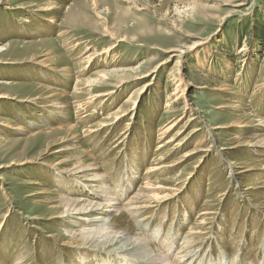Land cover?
I'll use <instances>...</instances> for the list:
<instances>
[{
  "label": "rangeland",
  "instance_id": "1",
  "mask_svg": "<svg viewBox=\"0 0 264 264\" xmlns=\"http://www.w3.org/2000/svg\"><path fill=\"white\" fill-rule=\"evenodd\" d=\"M50 2L57 7L42 11ZM45 53L74 75L40 65ZM236 120L251 126H221ZM258 134L264 0H0V264H86L83 248L63 244L74 215L55 217L64 196L96 199L69 172L83 151L113 191L122 187V203L148 177L181 190L143 210L135 229L164 254L208 211L193 264H264V148L233 147ZM202 146L209 151H195ZM244 165L256 169L237 174ZM128 215L115 214L117 226L132 227Z\"/></svg>",
  "mask_w": 264,
  "mask_h": 264
},
{
  "label": "bare ground",
  "instance_id": "2",
  "mask_svg": "<svg viewBox=\"0 0 264 264\" xmlns=\"http://www.w3.org/2000/svg\"><path fill=\"white\" fill-rule=\"evenodd\" d=\"M55 7H57V4H55V2H50V4L43 6L41 9H42V11H52ZM115 45H116V43L112 44V46H110L109 50L112 48H115ZM4 49H7V48H4ZM180 52H181L180 55H182L184 53L183 50H181ZM99 54L100 53H98L97 55H99ZM42 56L43 57H41L39 59L38 63L40 65H42L43 67H46L52 71L63 72L64 74L68 73L71 76L74 75V74H72V69L69 66H63L61 68H57V66H53L51 63L54 62L55 57L53 55H51V53H45ZM48 66H50V67H48ZM99 76L102 78H106L108 76V72H102L99 74ZM99 82H100L99 77L89 79L88 86H90V85L93 86ZM10 83L11 82H6V84H8V85H11ZM182 83H180V84H182ZM185 90L186 89H184V91ZM101 94L102 93H98V92L95 93V95H93L91 97V101H92V99H95L96 97L102 96ZM106 94H107V92H106ZM179 96H177V98ZM38 98H41V95L38 96ZM176 102H177V100H176ZM52 103H53V101H52ZM57 107H58V105H57ZM59 108L60 107H58V109ZM64 110H65V108H64ZM55 113L57 114V112H55ZM64 113H66V112L64 111ZM46 117H47V115H46ZM53 117H54V115H53ZM55 117H57V116H55ZM60 117H62V116H60ZM68 124H70V123H68ZM173 124L168 125L167 129H162L161 133L162 134L164 133V135H165V133H167L168 131L171 130V128H173V126H174ZM47 125H48V123H47ZM107 125H108V123H107ZM60 126H62V124ZM221 126L222 127L243 128V127L251 126V123H249V121H245V120H242V121L236 120V122L230 123L228 125H221ZM221 126H216V128L221 127ZM72 128L73 127L71 125L65 129L71 130ZM14 129H19V127H15ZM47 129H50L49 126L47 127ZM59 129L60 130L63 129V126L60 127ZM193 130H195V129H193ZM57 131H58V129H57ZM190 133H189V135H191ZM92 134H93V132H92ZM192 135H193V133H192ZM86 136H88V135H86ZM72 137H75V136L73 135ZM159 137L161 139L162 136H159ZM76 138H77V136H76ZM85 138H87V137H85ZM173 139H175V138H173ZM68 140H69V138H62L60 143H64V144L61 146L62 147L67 146L66 141H68ZM184 140H185V138H184ZM208 140H209V138H208ZM161 141H163V140H161ZM167 141H169V140L167 139ZM241 141H244V142H241V143L239 142L238 144L234 145L233 147L236 148V147H241V146H248V147L250 146L252 148H255L256 150L264 148V134L263 135L258 134L256 136H251V138H249L247 140H241ZM163 143L164 142L159 144V146L156 148V151L159 150L160 147L162 148V146H164V147L166 146V144L164 145ZM202 148H203V146H202ZM206 148L207 149L203 148V149H197L195 151L201 152V151L208 150L207 146H206ZM62 150H65V149H62ZM195 151L190 152L188 154H184V158L187 157L186 160L190 159V158H188V156L194 155L193 153H195ZM91 154L86 152V151L81 152L78 155V158L73 163V166L70 168L71 171H69V172L72 175H75V176H76V174L78 175V176H76L78 178V181L74 182V185L78 188H81V189H83V188L88 189V191H90V193L93 194V195L88 194L89 195L88 198H96V199L95 200H90V199L84 200V199L77 198V197L76 198L71 197L70 195L67 197L64 196V197L59 199V204L65 206V208L62 211H60L59 214L55 215V217L60 216L63 218V220H65L68 217L74 215V219L72 221H70L71 224L70 225L68 224L67 228H65L66 229L65 234L67 237H65V241L63 242V244L67 245V246L76 247V248H83L84 249L83 251H85L84 255L81 252V254L83 256L81 255L80 257L79 256L78 257H79V261L81 263L85 262L86 264H97L102 259V256H101V259L98 261L97 258H95V257H97L99 254L96 256L94 255L95 257H93V259L95 258V261H96L95 262L94 260H92L91 257H90L91 258L90 259L87 256V255H89L88 252H100V253L106 255V258L108 257L107 258L108 260L105 258L106 259L105 261L98 263V264H131L132 262L137 263L140 261L144 262L145 264H193L194 261L192 259L191 254H192L193 250L195 249V247L193 249L192 246L193 245L197 246V244L199 243V239H197V238L200 235H204L203 228L206 225L208 211L203 212L201 215L199 214L201 216V217L199 216L201 218L198 222L199 224L196 227L193 225L190 226V229L186 232V236L184 237L183 245L180 246L181 248H179V250L176 252V254L174 256H171L170 253L166 254V252L164 254L166 247L164 249L162 248V250H158L157 248L154 247V245L153 246L151 245V243H150L151 241L149 242L148 240H146V238H145L146 236L144 237V236L140 235L141 232L140 233L136 232L137 230H139V228H141L143 226V222H142L143 219H141L143 216H141V218H140L139 214L142 213L143 210H145V209L156 208V207L159 208V206L162 205L163 203H165L167 201L170 202L173 198L178 197V195L181 193L180 192L181 190H178V188L175 186L167 185L166 183H163L159 179L152 181L150 179V177H148L143 182V184H141V186L137 189L138 191L133 196L128 198V200L126 199L127 201L122 203L120 201V199L124 195V191L121 192L122 187H120L116 191H113L111 189L112 187L110 188L111 183L108 179V176L104 173L103 168H101V166L98 165L97 160L93 159L94 158L93 157L91 162L87 161V159H90L89 157L92 156ZM126 155H127V153H126ZM140 157H141V155H140ZM129 158H128V160H129ZM70 160H71L70 158H64L60 161V163H65V165H66L68 161L70 162ZM164 165H166V164H164ZM161 167L162 166H160L159 163L151 165L147 168L146 174L153 173L154 171L159 170ZM253 169H256V168L252 165L240 166L239 170L237 171V174L243 175V173H247L248 171H251ZM81 173H82V175H81ZM248 188H253V186H249ZM196 189H199V188L196 187ZM198 196H199V194H198ZM187 209L189 210V208H187ZM124 212L129 213L128 216L131 217V223L130 224L132 225V227H129L130 226L129 224L125 227L117 226V224L115 222V219H116L115 214L118 213L121 215ZM146 212H148V211H146ZM149 213H150V211H149ZM159 213H161V212H159ZM166 216H167V214H166ZM154 217H155V215H154ZM147 219H148V216H147ZM147 222H148V220H147ZM135 224H136V228H134ZM218 225H220V223ZM221 227H222V225H221ZM135 229H136V231H135ZM155 230H157V229H155ZM141 231H142V229H141ZM143 234H145V233H143ZM54 237H56V236L54 235ZM148 238H150V237H148ZM155 239H156V237H155ZM173 242L172 243H171V241L169 242V248L170 249L173 248ZM87 257L89 259H87ZM76 259H75V261H76ZM21 263H22V261H21ZM73 263H71V264H73Z\"/></svg>",
  "mask_w": 264,
  "mask_h": 264
}]
</instances>
